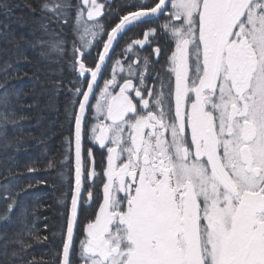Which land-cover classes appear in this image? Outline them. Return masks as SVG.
I'll use <instances>...</instances> for the list:
<instances>
[{"label": "snow or ice", "instance_id": "obj_1", "mask_svg": "<svg viewBox=\"0 0 264 264\" xmlns=\"http://www.w3.org/2000/svg\"><path fill=\"white\" fill-rule=\"evenodd\" d=\"M14 6L0 0V150H26L25 135L44 143L23 133L22 122L30 117L16 109L38 106L21 97L45 93L52 108L65 85L51 78L57 73L50 65L66 62L75 77L66 88L74 119V184L70 207L61 213V247L51 261L38 258L30 250L50 241L38 227L42 206L22 198L35 185L21 186L15 179L20 173L5 165L0 264H74L73 255L79 264H264V0H128L122 12L112 0H25L31 19L14 18L27 29L18 34L7 22ZM117 12L118 22L106 28L101 18ZM162 15L167 19L158 28L132 38L124 49L127 67L116 59L97 93L114 42ZM66 30L73 37L70 56ZM158 36L171 45L166 77L153 75L164 51L158 44L152 49L156 60L145 56L142 64L133 47L151 46ZM100 43L94 67L86 64L85 53ZM118 67L126 73L120 79ZM23 80L31 83L28 91L9 87ZM89 108L97 121L89 138L108 155L102 198L77 247L79 209L100 179L93 150L87 159L83 154ZM65 139L71 150L73 138ZM68 160L49 158L44 170L63 177ZM38 170L27 166L29 173ZM67 195L58 203L66 204ZM43 227L46 233L48 225Z\"/></svg>", "mask_w": 264, "mask_h": 264}, {"label": "trees", "instance_id": "obj_2", "mask_svg": "<svg viewBox=\"0 0 264 264\" xmlns=\"http://www.w3.org/2000/svg\"><path fill=\"white\" fill-rule=\"evenodd\" d=\"M25 0H13L14 6L12 12V19H9L7 22L10 24L11 29H13L17 34L21 31H27V29H21L17 24L13 22L15 17L24 16L31 19L28 9L24 5ZM37 0H33V3H36ZM73 4L77 0H71ZM128 0H112L113 7L119 9L122 12L123 5L127 3ZM152 2V0H149ZM74 17V12H73ZM107 18V19H106ZM119 12L116 14L108 15L104 18L103 23L105 27L110 29L112 26L118 22ZM166 19L163 18L160 22L150 21L148 24L140 25L139 27L131 28L127 31L118 44L116 45L111 59L106 67V70L102 76L101 83L98 87V92L104 84L105 79H110L111 73L109 71L116 59H122L124 54V49L127 44L131 43L132 38H142L143 32L148 27H159ZM5 19L3 16H0V23H4ZM67 31L68 44V54L71 55V40L73 39L70 30ZM106 35L103 37L105 40ZM77 43L78 40H77ZM101 45L96 44V47L89 49L90 55L86 52L84 60L86 64L94 66L97 60V49L101 50ZM17 67L22 70H26V65H18ZM50 67L57 73V75L51 77L52 79H62L65 85V91H62L58 98L53 100V107L49 108L48 104V95L47 93L42 95H30L27 98L21 97V100L25 104L36 103L38 106L31 109L17 108V113H24L30 117L29 120L22 122L23 133L32 132L37 137H42L44 143H38L34 140L27 139L25 135L26 143L22 145V149L19 152H14L9 149L7 153L0 150V172L4 171L5 165L14 167L20 175L15 177L18 183L21 186L32 183L35 185L33 188L29 189L27 192L22 194V198L27 202H33L40 204L42 207L39 209L38 214L40 215V220L38 227L42 234H47L50 237V241L47 244H35L30 250L38 258L43 256L46 260L51 261L55 254V250H58L61 247L60 235L61 224L66 223L63 220L61 213L66 212L67 208L70 205L71 192L70 188L73 185V143L71 150H69L68 141L65 137L73 138V124L74 119L70 120L69 112L73 109L71 105L68 104V94L66 93V88L72 86V81L74 80V74L69 70L68 64L63 62L60 65L52 64ZM78 83V81H77ZM15 85L17 88H22L24 91H28L31 87V83L28 80L23 81H11L9 87ZM97 92V93H98ZM93 102V100H92ZM68 108V112L65 111V108ZM91 108L88 109L85 127V134L83 137V148H84V157L87 159V150L91 148L94 152L95 168L96 171L100 174V179L97 180L94 187V195L89 201L87 194L85 193V200L87 203L84 204L79 209V225L75 230L77 237V247L79 246V240L84 236V225L88 222L89 219L94 218V215L98 209L99 201L102 198V183L104 179L103 171L107 165V149H101L98 146L94 145V141L89 138V118L91 117ZM19 135V131L16 133ZM10 135L11 129H10ZM64 155L69 156V160L66 165L63 167L64 176L60 177L56 173L49 174L48 171L44 170L46 168V162L49 158L55 157L57 159H62ZM8 157H15V160H9ZM34 166L39 169L36 172L29 173L27 171V166ZM41 180H48L49 184H56V187L46 186L44 184L38 183ZM67 192V201L66 204L58 203V200L62 199V194ZM91 206H88V205ZM0 210H2V205H0ZM47 217L45 220L44 217ZM48 225V230L44 232V225ZM55 232L57 235L52 238V233ZM74 264H79L78 258L73 255Z\"/></svg>", "mask_w": 264, "mask_h": 264}, {"label": "flooded vegetation", "instance_id": "obj_3", "mask_svg": "<svg viewBox=\"0 0 264 264\" xmlns=\"http://www.w3.org/2000/svg\"><path fill=\"white\" fill-rule=\"evenodd\" d=\"M169 10H171V4H169ZM163 18L167 19V16L162 15V16H160V18L158 20H152V21L160 22ZM157 44L164 51L159 58V61H160L159 64L154 65L153 75H155L156 71H159L162 76L166 77L168 74L164 71V66L167 63V56L170 54L169 48L171 47V45L166 41V39L163 36H158L155 43H153L151 46H145V48H143V49H140L138 45H134L133 47L138 50V55H139V61L138 62L142 64L143 63V57H145V56H150L151 60H153V61L156 60V55H155V53H153L152 49H153V47H156ZM128 58L134 60V59H136V56H134L132 53H128ZM121 61H122V65L126 68L128 61L125 60V53L123 54V58L121 59ZM116 75H117V78L120 79V77L126 76V73L119 72V73H116ZM111 76H112V73H111ZM120 82L122 83L123 81L120 80ZM100 83H101V81H100ZM133 83L134 84L138 83V80L134 79ZM149 86H151V79H149ZM158 87H159V85L157 83V88ZM111 90L114 92H118L119 88L117 87V88H114ZM131 98L134 100V102H138L134 93H131ZM104 123H110V122L104 121Z\"/></svg>", "mask_w": 264, "mask_h": 264}, {"label": "rangeland", "instance_id": "obj_4", "mask_svg": "<svg viewBox=\"0 0 264 264\" xmlns=\"http://www.w3.org/2000/svg\"><path fill=\"white\" fill-rule=\"evenodd\" d=\"M99 2H101V3H103V2H105V0H99ZM106 16H104V17H102L101 19L102 20H104V18H105ZM84 19L86 20L87 19V17H86V15H85V17H84ZM107 19V18H106ZM89 23H92L91 21H89ZM106 38V37H105ZM122 38V37H121ZM141 39H143V37L141 38ZM79 42V41H78ZM101 48H102V45H101ZM113 66V65H112ZM94 67V66H93ZM120 71H119V67L117 68V72L116 73H119ZM110 73H112V67H111V70L109 71V75H110ZM110 78H111V76H110ZM103 86H104V84L102 85V87L101 88H103ZM100 91V90H99ZM96 92H98V90L96 91ZM99 93V92H98ZM93 100V104L95 103V99L93 98L92 99ZM90 115H91V117L89 118V130L91 129V127L93 126V125H95L96 123H97V121L93 118V116H94V112H93V110L91 109V113H90ZM101 120H103V118L101 117ZM107 122V121H106ZM97 133H99V129H97ZM89 135H90V132H89ZM94 145L95 146H98L99 148H101L100 147V145L98 144V143H95L94 142ZM101 149H106V148H101ZM107 155H108V153H107Z\"/></svg>", "mask_w": 264, "mask_h": 264}, {"label": "water", "instance_id": "obj_5", "mask_svg": "<svg viewBox=\"0 0 264 264\" xmlns=\"http://www.w3.org/2000/svg\"><path fill=\"white\" fill-rule=\"evenodd\" d=\"M169 4H170V3H169ZM106 39H107V37L105 38V40H106ZM120 39H121V37L119 38V41H120ZM119 41H118V42H119ZM118 42H114V49H115L116 45L118 44ZM101 50H102V48H101ZM113 51H114V50H110V56H112ZM97 60H98V57H97ZM97 60H96V61H97ZM109 61H110V59L107 60V65H108ZM105 70H106V68H103V69H102V73L98 76V83H99V84H100V81H101V79H102V76H103ZM89 76H90V74H89ZM97 89H98V87L96 88V91H97ZM73 134H74V124H73ZM82 143H83V142H82ZM74 162H75V157H74V135H73V165H74ZM73 184H74V172H73ZM70 200H71V199H70ZM69 207H70V205H69Z\"/></svg>", "mask_w": 264, "mask_h": 264}]
</instances>
